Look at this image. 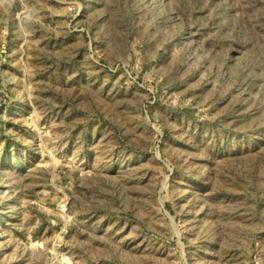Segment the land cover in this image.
Instances as JSON below:
<instances>
[{"label": "rangeland", "instance_id": "374dc122", "mask_svg": "<svg viewBox=\"0 0 264 264\" xmlns=\"http://www.w3.org/2000/svg\"><path fill=\"white\" fill-rule=\"evenodd\" d=\"M0 264H264V0H0Z\"/></svg>", "mask_w": 264, "mask_h": 264}]
</instances>
